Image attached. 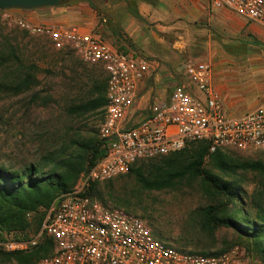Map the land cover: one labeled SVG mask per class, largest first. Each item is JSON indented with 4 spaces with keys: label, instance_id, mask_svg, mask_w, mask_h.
I'll list each match as a JSON object with an SVG mask.
<instances>
[{
    "label": "built area",
    "instance_id": "obj_1",
    "mask_svg": "<svg viewBox=\"0 0 264 264\" xmlns=\"http://www.w3.org/2000/svg\"><path fill=\"white\" fill-rule=\"evenodd\" d=\"M211 3L264 29V0ZM5 15L28 33L49 38L55 48L70 47L85 63L104 65L107 103L99 136L107 150L82 174V183L54 201L34 237L1 241L0 251L27 252L49 238L52 251L38 264H257L239 244L219 254L170 245L159 239L142 217L105 204L89 187L127 173L136 162L168 155L191 142L208 141L210 152L236 149L264 153V100L238 117L229 116L213 82L212 64L189 60L185 64L189 83L176 85L170 96L139 113L135 108L138 85L152 61L121 51L101 36L75 26L36 23L9 11Z\"/></svg>",
    "mask_w": 264,
    "mask_h": 264
},
{
    "label": "rangeland",
    "instance_id": "obj_2",
    "mask_svg": "<svg viewBox=\"0 0 264 264\" xmlns=\"http://www.w3.org/2000/svg\"><path fill=\"white\" fill-rule=\"evenodd\" d=\"M74 2L89 7L98 16L97 28L105 23L98 9L115 16L121 15L123 11L121 0H96L97 10L87 0H65L60 5L69 6ZM8 11L15 14L17 10L9 8ZM8 11L0 10V48L6 51L9 44H17L16 53L20 64L13 60L0 66V80L5 83L16 80L17 76L12 70L18 65L21 67L22 63L24 66L34 64L38 67L37 71L30 69L38 82L22 93H15L12 89L0 90V165L9 169H22L34 163L41 165L44 171H49L55 167L52 159L68 157L74 151L76 141L91 137L99 139L102 114H78L72 112L71 108L89 99L94 80L107 82V75L102 68L81 60L72 48L57 49L49 38L32 35L17 22L9 21L5 15ZM252 27L261 28L263 33L251 29L250 32L236 33L227 39L217 37L218 46L210 49L200 44L204 40H200L203 34L191 38L193 35L188 33L192 48L186 46L182 56V70L186 74L185 64L189 60L212 64L213 82L221 85L225 111L233 117L255 108L264 100V29L256 24ZM197 33H202V30ZM16 36L18 43L12 40ZM195 39L198 41L194 42ZM195 92L199 91L196 89ZM226 151L244 160L264 158V153L256 150ZM206 165L217 172L209 159ZM85 171L71 189L83 182L82 174ZM115 178L114 182L102 183L105 202L101 200L107 205L121 207L142 217L162 241L184 250L210 252H219L237 244L235 232L231 228L220 227L211 232L203 226L199 211L210 203V198L204 192L199 178L187 177L177 187L161 190L144 189L130 177ZM226 179L240 180L248 193L259 201L261 199L264 204V173L238 169ZM118 202L130 203L132 207L118 206ZM51 205L27 214L30 223L27 233L16 235L15 232L3 231L0 242L34 237ZM250 256L253 262L264 264L262 257ZM4 264L18 263L11 259Z\"/></svg>",
    "mask_w": 264,
    "mask_h": 264
},
{
    "label": "trees",
    "instance_id": "obj_3",
    "mask_svg": "<svg viewBox=\"0 0 264 264\" xmlns=\"http://www.w3.org/2000/svg\"><path fill=\"white\" fill-rule=\"evenodd\" d=\"M121 1L127 3L125 7L128 13L140 17L136 0ZM89 2L96 10L98 9L92 1ZM98 11L103 22L111 27L115 15L99 9ZM118 32L116 31V34ZM12 40L18 43L17 36ZM17 46L9 44L6 51L0 48V66L7 65L13 60L20 64L16 53ZM223 46L225 47V44ZM230 51L234 52L233 49ZM30 69L37 71L38 67L34 64L24 66L22 63L21 67L16 66L12 70L17 76L16 80L12 83L0 80V90L12 89L15 93H22L30 89L38 82ZM106 92V80L102 82L94 80L90 98L72 107L71 111L78 114L90 112L103 114L107 103ZM188 145L165 155L162 159L136 162L127 174L117 177L133 178L147 190L173 189L187 177L199 178L204 192L210 198V203L199 211L203 226L211 232L220 227L231 228L235 232L237 244L245 247L249 256L255 255L264 259V204L261 199L259 201L250 195L240 180L226 179L238 169L264 173V158L261 155V159L252 161L232 155L226 150L210 152L208 141L191 142ZM106 150L104 140L100 137L99 139L91 137L76 141L74 151L68 157L53 158L52 163L55 167L49 171H44L41 165L34 163L22 169H9L0 165V236L3 231L15 232L16 235L27 233L30 227L27 214L36 212L41 207L48 208L62 193L69 191L80 174L95 165L105 155ZM208 159L217 172L207 167ZM115 179L95 182L89 187V191L104 201L101 185L114 182ZM120 205L129 209L132 207L127 202H118V206ZM52 248L53 240L48 238L27 252H0V264L11 259L16 260L18 264H36L39 259L50 254ZM225 250L227 249L219 252H193L219 254Z\"/></svg>",
    "mask_w": 264,
    "mask_h": 264
},
{
    "label": "crops",
    "instance_id": "obj_4",
    "mask_svg": "<svg viewBox=\"0 0 264 264\" xmlns=\"http://www.w3.org/2000/svg\"><path fill=\"white\" fill-rule=\"evenodd\" d=\"M126 4L123 2L125 9L121 15L115 16L111 27L101 23L99 28L98 16L80 2L69 6L14 9L17 10L15 14L22 19L75 26L83 32L101 36L119 50L138 54L152 61L151 69L138 85L135 108L139 113L147 112L156 100L170 96L176 85L189 83L187 74L182 70L185 48H192L188 33L193 35L191 38L203 34L202 37H197L204 39L200 44L209 49L218 46L219 37L227 39L236 33L250 32L251 29L259 34L263 33L261 28L252 27L253 23L235 12L213 7L211 0H136L140 17L128 13ZM199 30L202 33H197ZM116 31H119L118 34ZM196 41L198 40L195 39L194 42ZM93 65L106 73L102 63ZM218 73L219 70L216 76ZM214 85L222 91L221 85L216 81Z\"/></svg>",
    "mask_w": 264,
    "mask_h": 264
},
{
    "label": "water",
    "instance_id": "obj_5",
    "mask_svg": "<svg viewBox=\"0 0 264 264\" xmlns=\"http://www.w3.org/2000/svg\"><path fill=\"white\" fill-rule=\"evenodd\" d=\"M65 0H0V10L9 8L33 9L40 7L57 6Z\"/></svg>",
    "mask_w": 264,
    "mask_h": 264
},
{
    "label": "flooded vegetation",
    "instance_id": "obj_6",
    "mask_svg": "<svg viewBox=\"0 0 264 264\" xmlns=\"http://www.w3.org/2000/svg\"><path fill=\"white\" fill-rule=\"evenodd\" d=\"M92 1L96 5V0H89ZM91 4V2H89Z\"/></svg>",
    "mask_w": 264,
    "mask_h": 264
}]
</instances>
